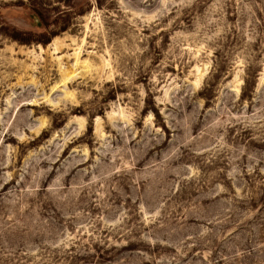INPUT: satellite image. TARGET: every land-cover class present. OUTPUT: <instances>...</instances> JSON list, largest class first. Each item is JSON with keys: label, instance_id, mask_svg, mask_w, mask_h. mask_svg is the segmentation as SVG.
Returning a JSON list of instances; mask_svg holds the SVG:
<instances>
[{"label": "rangeland", "instance_id": "rangeland-1", "mask_svg": "<svg viewBox=\"0 0 264 264\" xmlns=\"http://www.w3.org/2000/svg\"><path fill=\"white\" fill-rule=\"evenodd\" d=\"M0 264H264V0H0Z\"/></svg>", "mask_w": 264, "mask_h": 264}]
</instances>
